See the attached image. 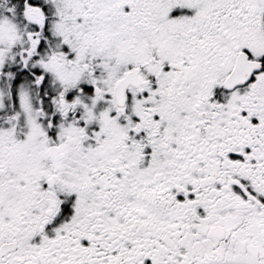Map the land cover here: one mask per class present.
<instances>
[{"label":"snow or ice","instance_id":"6c2138e0","mask_svg":"<svg viewBox=\"0 0 264 264\" xmlns=\"http://www.w3.org/2000/svg\"><path fill=\"white\" fill-rule=\"evenodd\" d=\"M0 264H264V0H0Z\"/></svg>","mask_w":264,"mask_h":264}]
</instances>
